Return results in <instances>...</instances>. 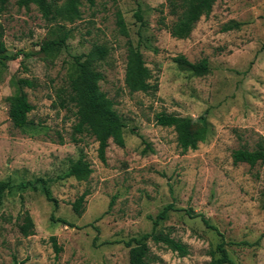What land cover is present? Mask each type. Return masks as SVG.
Here are the masks:
<instances>
[{
	"label": "rangeland",
	"instance_id": "obj_1",
	"mask_svg": "<svg viewBox=\"0 0 264 264\" xmlns=\"http://www.w3.org/2000/svg\"><path fill=\"white\" fill-rule=\"evenodd\" d=\"M118 11L128 36L120 31ZM81 12L65 24L66 45L46 52L41 47L56 36V27L36 5L19 7L9 0L0 15L11 58L0 64V183H6L0 264H129L125 241L150 232L149 216L168 204L174 207L160 229L187 253L150 240V264H210L209 252L221 237L191 217L190 209L220 229L235 264H264V162L235 164L232 156L264 138V0H217L183 39L160 23L161 17L168 24L176 19L169 0H96L93 7L83 0ZM129 40L140 47L158 84L155 92L125 86ZM95 44L110 49L99 64L101 87L126 123L125 146L110 140L105 162L92 135L74 133L75 108H62L56 98L75 57ZM180 55L193 62L207 58L210 73L197 76L181 68L174 61ZM24 77L36 82L24 87L34 106L28 131L14 127L9 117L10 102L22 104L18 79ZM160 112L186 122L162 126L156 121ZM200 117L208 122V134ZM191 140L196 147L190 143L185 150ZM81 156L93 172L86 180L67 177ZM85 191L84 211L77 214L73 202ZM26 211L35 224L29 236L19 227Z\"/></svg>",
	"mask_w": 264,
	"mask_h": 264
},
{
	"label": "trees",
	"instance_id": "obj_2",
	"mask_svg": "<svg viewBox=\"0 0 264 264\" xmlns=\"http://www.w3.org/2000/svg\"><path fill=\"white\" fill-rule=\"evenodd\" d=\"M89 6L93 7L96 0H84ZM217 0H169L170 12L176 16L172 24L165 21V17H161L160 23L165 26L173 37L183 39L190 36L196 23L203 15H209ZM9 0H0V15L6 10ZM19 7L29 8L34 4L37 6L42 16L51 23L52 27H56V36L48 39L41 47L42 51H48L53 46H65L70 36V30L67 29L66 23H73L82 16L81 6L83 0H17ZM135 16L142 22L143 16L137 11ZM117 23L122 34L128 36V28L124 16L120 11L117 13ZM228 26L227 29H231ZM5 28L0 20V64L11 59L7 54V46L4 40ZM127 62L125 68V86L130 92H155L158 84L152 82L153 74L147 66L140 47L135 45L131 40L127 43ZM110 54V49L104 44H95L88 52L76 56L70 68L67 83L56 92V98L62 108H75V116L77 122L74 125V133L81 134L84 132L92 135L99 143L98 153L100 159L106 161V152L110 140L119 146H125V128L126 123L122 116L115 108V103L107 93L102 89L101 82L105 75L99 68V64L106 60ZM174 61L183 69L191 71L194 75L203 76L211 71L210 63L207 58L193 62L185 56L180 55L174 57ZM18 83L21 89L20 98L22 104L16 106L10 102L9 117L14 127L23 131L29 129V113L34 106L29 101L24 87L34 88L36 82L33 79L24 77L19 78ZM10 99V98H8ZM156 121L162 126L177 127L186 122V118L177 114L160 112L156 115ZM197 122L203 124L206 133L209 132L208 122L205 117H200ZM73 140L77 141L74 137ZM64 140L61 139V142ZM195 148L196 143L191 140L184 142V148L187 150L189 144ZM233 161L235 164L246 162L251 166H255L259 162H264V138L262 137L254 149L240 147L233 152ZM93 169L90 163L83 157H79L70 167L66 176H74L79 180H86ZM6 183H0V202ZM34 189L37 186L33 185ZM43 192L48 199L53 200L48 186H43ZM88 192H83L74 202L73 209L77 214L84 211V203ZM173 205L168 204L160 211L157 216L149 218L153 222L150 232L141 234L140 236L131 237L125 241V245L129 248V264H150L152 261L151 248L149 241L155 243H163L173 250L179 251L182 255L187 253L184 244L172 238L169 233L162 232L161 224L168 218L169 212L173 210ZM191 217H200L205 225L215 230L221 237L215 249H211L210 264H235L231 259L227 241L220 229L212 224L210 220L202 213H194L192 209L188 210ZM65 224L67 220L60 219ZM20 231L24 236L34 233V221L28 211L23 214V222L19 225ZM53 245L57 253L61 251V247L57 244L56 238L52 237Z\"/></svg>",
	"mask_w": 264,
	"mask_h": 264
}]
</instances>
